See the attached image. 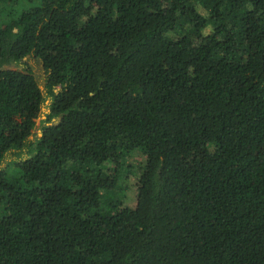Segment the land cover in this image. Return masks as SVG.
Instances as JSON below:
<instances>
[{"label":"trees","instance_id":"trees-1","mask_svg":"<svg viewBox=\"0 0 264 264\" xmlns=\"http://www.w3.org/2000/svg\"><path fill=\"white\" fill-rule=\"evenodd\" d=\"M10 150L0 264H264V0H0Z\"/></svg>","mask_w":264,"mask_h":264},{"label":"rangeland","instance_id":"rangeland-1","mask_svg":"<svg viewBox=\"0 0 264 264\" xmlns=\"http://www.w3.org/2000/svg\"><path fill=\"white\" fill-rule=\"evenodd\" d=\"M9 69H12V70H18V71H21L22 73L24 74H28L27 72L30 71L33 73L32 77H35V79L38 80L45 96H46V100L47 101H52L51 97L47 94V89H46V79H47V73L42 65V62L40 60H38L35 56H29L27 58H25L22 63L18 66H15V65H12V66H9ZM49 106L50 105H46V103L44 104V106L42 107V111H41V114H40V117L39 119L37 120V129H41L43 130L44 127H47L49 126L50 123H48L47 121V117H46V113L44 112V109H49ZM31 140H34L35 137H32L30 138ZM205 152V149L204 148H199V149H196L194 150L193 152H191V155H194V156H198L200 157L203 153ZM28 152H27V149L24 150V153L22 154V157L23 159H26L28 156H27ZM184 157H189L188 154H185ZM18 160V156H16V154L14 153L13 150H10L7 154H6V157L5 159L3 160V162L0 164V168H4L6 167L8 164L14 162ZM137 171V170H136ZM108 174L111 178L115 177V173L113 171V167L110 166L109 168V171H108ZM137 179V176H132L130 177V180H129V185L132 187L133 184H134V181ZM129 195V194H128ZM134 197L135 196V192H132L131 193V197ZM130 197V196H129ZM130 197V199H131ZM130 206H134L135 205V202L133 201V199L128 202Z\"/></svg>","mask_w":264,"mask_h":264},{"label":"water","instance_id":"water-1","mask_svg":"<svg viewBox=\"0 0 264 264\" xmlns=\"http://www.w3.org/2000/svg\"><path fill=\"white\" fill-rule=\"evenodd\" d=\"M43 65V63H42ZM46 105H50V101H46ZM44 112L47 114L50 112L49 109H44ZM64 116H61L57 119L52 120V122L49 124V126H57L60 124V122L63 120Z\"/></svg>","mask_w":264,"mask_h":264},{"label":"bare ground","instance_id":"bare-ground-1","mask_svg":"<svg viewBox=\"0 0 264 264\" xmlns=\"http://www.w3.org/2000/svg\"><path fill=\"white\" fill-rule=\"evenodd\" d=\"M39 136H41V133H40V131H39Z\"/></svg>","mask_w":264,"mask_h":264}]
</instances>
